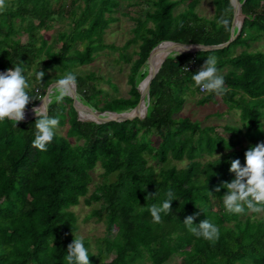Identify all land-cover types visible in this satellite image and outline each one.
Listing matches in <instances>:
<instances>
[{
    "label": "trees",
    "instance_id": "1",
    "mask_svg": "<svg viewBox=\"0 0 264 264\" xmlns=\"http://www.w3.org/2000/svg\"><path fill=\"white\" fill-rule=\"evenodd\" d=\"M198 1L6 0L7 8L0 12V69L23 67L29 95L36 99L26 108L32 107L51 82L75 72V65L92 61L101 48H117L106 44L103 35L117 19L113 12L120 3L144 4L143 14L131 15L134 35L125 44H137L138 54L128 75L129 96H111L100 104L103 91L95 73L75 72L83 103L100 111L131 110L140 98L136 86L149 69L142 66L158 43L217 44L229 39L231 0H212V17L196 11ZM240 1L245 17L228 45L166 56L151 80L143 118L80 120L71 96L62 103L51 96L48 115L59 116V125L67 129L65 134L54 130L47 151L32 145L37 117L17 125L7 118L0 122V264H67V246L78 238L74 234L78 219L71 206L82 197L85 204L94 205L90 214L103 220L111 234L97 240L96 251L84 238L90 264H163L174 254L179 257L176 264H264V215L247 208L242 214L229 213L223 204L227 189L215 191L234 178L231 160L239 158L243 165L246 150L264 141V49L253 45L264 43V0ZM181 2L186 6L175 13ZM221 17L229 21L227 28L217 23ZM62 20L67 27L55 35L45 32ZM208 56L217 58L219 71L227 69L219 75L229 91L223 95L205 91L197 102H214L220 96L227 108L239 109L240 124L202 125L189 116H175L186 94L200 90L192 75ZM191 59L195 63L185 71ZM40 70L45 72L41 82L35 77ZM241 134L247 142H237ZM219 150L218 156L202 159ZM184 159V166L172 163ZM97 164L105 179L89 193ZM169 191L175 197L172 210L161 214L162 222L153 223L148 208L160 205ZM149 193L155 195L146 200ZM194 213H199L194 224L207 218L219 227L215 243L197 238L185 227L184 218Z\"/></svg>",
    "mask_w": 264,
    "mask_h": 264
},
{
    "label": "clouds",
    "instance_id": "2",
    "mask_svg": "<svg viewBox=\"0 0 264 264\" xmlns=\"http://www.w3.org/2000/svg\"><path fill=\"white\" fill-rule=\"evenodd\" d=\"M6 8V0H0V12L5 11ZM217 23L226 28L229 25V21L224 17H221ZM184 70L189 71L187 67H184ZM218 71L217 58L208 56L200 69L192 75V79L201 90L223 95L229 89L225 87L224 77L219 75ZM44 76L45 72L42 70L35 73L37 81L41 82ZM76 85L77 74L68 71L50 86L48 94L53 97L55 103H62L65 97L71 95ZM30 90L24 69L20 64L0 72V122L7 118L17 125V122L25 119L26 106L32 100H36L29 95ZM39 100L42 102L40 106L32 108L37 117L32 145L40 151H47L46 146L52 142L55 135L54 130L59 126V116L48 115L47 97L46 100L45 98ZM229 172L234 173V178L230 182L223 181L215 188L216 192L220 191V187L227 189V193L223 196L226 211L242 214L247 208L253 213L264 212V141L246 150L243 165L239 158L231 160ZM154 195L155 193H149L145 199ZM167 197L160 205L152 204L148 208L153 223L162 222L161 214L168 215L171 212V201L175 197L171 191L167 193ZM198 215L199 213H194L186 216L183 220L185 227L197 238L215 243L219 239V227L207 218L200 221L198 225L194 224ZM64 259L67 264H90L83 237L74 238L68 244L67 255Z\"/></svg>",
    "mask_w": 264,
    "mask_h": 264
},
{
    "label": "rangeland",
    "instance_id": "3",
    "mask_svg": "<svg viewBox=\"0 0 264 264\" xmlns=\"http://www.w3.org/2000/svg\"><path fill=\"white\" fill-rule=\"evenodd\" d=\"M144 4H137L134 6H129L122 2L118 6L117 10L114 11V15L117 19L112 22L105 30L103 35V41L106 44H113L117 48L111 46H106L98 50L92 61L85 64H77L73 67V70L79 74H85L87 72L93 71L96 77V83L98 87L102 88V98L100 104H102L105 99L111 96H129L130 84L128 82V75L130 73V66L132 61L138 56L134 49H137V44L130 43L127 47L126 42L133 37V27L135 26V21L131 18V15H141L144 13ZM186 2H181L175 7V13L184 9ZM212 0H199L196 5V11L203 16L212 17L214 13ZM67 20V19H66ZM67 27L66 21H57L51 29L45 32L55 35L57 30L60 28ZM23 39H26V35H22ZM255 48L264 49V43L253 42ZM242 48V47H241ZM240 47L237 48V51ZM123 52V55H120ZM148 65V62H147ZM143 65L142 70H145L148 66ZM226 68L220 70L218 74L226 72ZM206 92L201 90H196L194 94H186V100L182 109L175 113V116H189L191 119L200 120L202 125L205 124H240L239 119V109L227 108L226 103L222 100L220 96L217 97V101L209 102L205 104H199L197 99ZM264 123V118L262 119ZM67 125H59L55 130L65 134ZM226 136L230 133H225ZM154 142L159 141V137L156 134L153 135ZM72 142H76L75 138H71ZM237 142L245 143L247 139L244 134L236 138ZM81 142V140L79 141ZM222 150L214 153L213 155H205L202 159L206 160L209 158H214L218 156ZM177 166H184L187 163V159L178 161L172 160ZM103 168L100 164H97L92 171L93 180L89 184V193L94 190L96 184L100 183L105 178L102 175ZM108 179H114V176H110ZM88 193V194H89ZM94 205H87L83 201V197L79 204L71 206V209L76 213L78 219V228L75 230L74 234L78 237L87 238L90 241L91 249L97 250V240L102 236H111V234L106 232L105 223L103 220H98L95 216H92L91 209ZM264 215V212L258 213V215ZM179 257L174 254L163 264H176ZM138 262H142L139 261ZM146 264H151L147 262Z\"/></svg>",
    "mask_w": 264,
    "mask_h": 264
},
{
    "label": "water",
    "instance_id": "4",
    "mask_svg": "<svg viewBox=\"0 0 264 264\" xmlns=\"http://www.w3.org/2000/svg\"><path fill=\"white\" fill-rule=\"evenodd\" d=\"M233 4V10H234V15H233V20H232V25L230 29V37L228 40L225 42L217 43V44H204L200 42H180V41H173V40H163L160 43H158L156 46L152 48L150 51V56L147 59L148 62V72L146 76L138 83L136 86L140 92V98L136 106L131 109V110H126V111H100L97 109H93L89 105L83 103L79 98L77 94V86L71 93V98L73 99V106L77 112L78 119L80 120H85V121H96V122H106L110 120H116V121H122L126 119H133L135 117L143 118L146 113H147V102L149 99V86L151 83V80L153 77L156 75L157 71L159 70V67L161 66V63L164 61L166 56L171 53H195L197 51L201 50H212V49H217V48H222L226 45H228L238 34L240 27L242 25L243 19L245 17L244 13L242 12L241 9V4L242 2L240 0H231ZM240 15V21L237 19V15ZM160 52H165V56L163 59L160 61L158 66H155V56L160 53ZM5 70H1L0 72H3ZM55 82V81H54ZM54 82H51L47 86V90L45 91V94L41 99L46 100V97L48 99V103L51 99V95H49V88ZM144 84L142 85V83ZM41 100L35 104V107L40 106ZM29 107L25 109V119L24 120H29L34 117H36L35 113L32 111V108L34 107Z\"/></svg>",
    "mask_w": 264,
    "mask_h": 264
},
{
    "label": "bare ground",
    "instance_id": "5",
    "mask_svg": "<svg viewBox=\"0 0 264 264\" xmlns=\"http://www.w3.org/2000/svg\"><path fill=\"white\" fill-rule=\"evenodd\" d=\"M240 13L237 15V19L238 21H240ZM165 56V52H160L155 56V66H158L160 61L163 59V57ZM144 84V82L142 83V85Z\"/></svg>",
    "mask_w": 264,
    "mask_h": 264
},
{
    "label": "built area",
    "instance_id": "6",
    "mask_svg": "<svg viewBox=\"0 0 264 264\" xmlns=\"http://www.w3.org/2000/svg\"><path fill=\"white\" fill-rule=\"evenodd\" d=\"M194 63H195V59H191L184 67H187L189 69V68H191L193 66ZM201 91L205 92L203 90H201Z\"/></svg>",
    "mask_w": 264,
    "mask_h": 264
}]
</instances>
